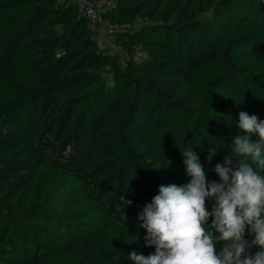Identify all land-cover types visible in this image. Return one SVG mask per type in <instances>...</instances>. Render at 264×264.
Segmentation results:
<instances>
[{
  "label": "trees",
  "instance_id": "1",
  "mask_svg": "<svg viewBox=\"0 0 264 264\" xmlns=\"http://www.w3.org/2000/svg\"><path fill=\"white\" fill-rule=\"evenodd\" d=\"M104 17L134 26L126 56L74 3L0 0V264L154 253L137 216L187 182L181 151L218 180L239 112L264 120V0H115Z\"/></svg>",
  "mask_w": 264,
  "mask_h": 264
},
{
  "label": "clouds",
  "instance_id": "2",
  "mask_svg": "<svg viewBox=\"0 0 264 264\" xmlns=\"http://www.w3.org/2000/svg\"><path fill=\"white\" fill-rule=\"evenodd\" d=\"M236 127L239 133L227 144L231 153L208 144L209 164L218 153H229L213 168L218 180L209 181L193 147L181 151L189 179L160 185L138 213L145 247L154 253L132 251L127 259L133 264H264V120L240 111ZM119 201L122 211L132 204L124 195ZM246 235L254 237L251 242ZM253 245L260 249L254 255L246 251Z\"/></svg>",
  "mask_w": 264,
  "mask_h": 264
},
{
  "label": "built area",
  "instance_id": "3",
  "mask_svg": "<svg viewBox=\"0 0 264 264\" xmlns=\"http://www.w3.org/2000/svg\"><path fill=\"white\" fill-rule=\"evenodd\" d=\"M59 3H74L78 7L79 15L91 21L95 37L100 36L103 45L111 54L124 53L122 46L117 42V33L133 30L131 23L121 24L112 22L104 17L108 9L113 7L115 0H58ZM100 44L102 45L101 41Z\"/></svg>",
  "mask_w": 264,
  "mask_h": 264
},
{
  "label": "rangeland",
  "instance_id": "4",
  "mask_svg": "<svg viewBox=\"0 0 264 264\" xmlns=\"http://www.w3.org/2000/svg\"><path fill=\"white\" fill-rule=\"evenodd\" d=\"M96 37L99 38L100 36L96 35ZM100 41H101V43H102V45H103V41H102V40H100ZM100 41H99V42H100ZM122 55H123V56H126V53L124 52V54H122ZM142 56H144V53H142V52H141L140 54L137 55L138 58H141Z\"/></svg>",
  "mask_w": 264,
  "mask_h": 264
},
{
  "label": "crops",
  "instance_id": "5",
  "mask_svg": "<svg viewBox=\"0 0 264 264\" xmlns=\"http://www.w3.org/2000/svg\"><path fill=\"white\" fill-rule=\"evenodd\" d=\"M102 47H104V45H101Z\"/></svg>",
  "mask_w": 264,
  "mask_h": 264
}]
</instances>
